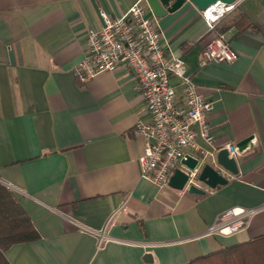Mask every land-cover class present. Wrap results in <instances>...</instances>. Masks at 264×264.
I'll return each mask as SVG.
<instances>
[{"label":"crops","instance_id":"0c3cea01","mask_svg":"<svg viewBox=\"0 0 264 264\" xmlns=\"http://www.w3.org/2000/svg\"><path fill=\"white\" fill-rule=\"evenodd\" d=\"M137 1L0 0V182L39 232L5 255L11 264H185L245 243L244 264H264V0H238L219 24L237 59L205 65L202 53L216 31L198 7L186 0L156 15L142 0L169 53L214 101L216 147L253 135L236 156L239 174L206 194L141 177L136 124L150 114L129 67L80 78L87 30L100 27V12L121 16ZM233 207L254 209L248 227L208 233ZM109 219L99 249L96 233Z\"/></svg>","mask_w":264,"mask_h":264},{"label":"built area","instance_id":"2783aa9c","mask_svg":"<svg viewBox=\"0 0 264 264\" xmlns=\"http://www.w3.org/2000/svg\"><path fill=\"white\" fill-rule=\"evenodd\" d=\"M236 6L237 2L219 1L201 11L209 29L216 31V36L203 50V65L237 59L238 55L225 34L216 30L221 18ZM100 15V27L87 30V53L78 63V72L85 82L99 73L115 71L120 65L133 71L150 114L149 121L139 120L136 124V131L144 141V150L138 159L141 177L164 187L169 185L175 169L181 168L190 175L189 185L208 160L228 179L231 178L230 172L218 164L217 153L227 148L230 156L236 157L246 149L239 151L235 144L216 147L215 134L209 122L214 101L198 91L185 61L169 53L162 42V31L157 21L147 15L145 3L138 0L121 16H112L105 10ZM173 78H178L177 85L172 82ZM177 86L181 88V96ZM200 139L213 149L202 146ZM188 155L199 159V164L192 170L182 164ZM124 208L125 203L118 211ZM254 212V209L244 207L227 209L217 217L208 233H238L248 227ZM110 224L111 219L96 233L99 249L105 243Z\"/></svg>","mask_w":264,"mask_h":264},{"label":"trees","instance_id":"16d2710c","mask_svg":"<svg viewBox=\"0 0 264 264\" xmlns=\"http://www.w3.org/2000/svg\"><path fill=\"white\" fill-rule=\"evenodd\" d=\"M236 9L237 6L233 11ZM229 13L225 14L221 20ZM239 19L241 18L238 14L235 16L234 24L238 23ZM221 20L216 26L218 32L224 31V28L219 26ZM38 237V230L20 202L13 192L0 182V264H11L5 255L10 246L32 241ZM244 245L245 243H240L236 246L226 247L191 259L185 264H244L247 258L243 252Z\"/></svg>","mask_w":264,"mask_h":264},{"label":"water","instance_id":"95a60500","mask_svg":"<svg viewBox=\"0 0 264 264\" xmlns=\"http://www.w3.org/2000/svg\"><path fill=\"white\" fill-rule=\"evenodd\" d=\"M150 7L156 15H162L166 11H173L179 8L186 0H147ZM192 1L200 11L207 9L209 6L217 2L236 3L238 0H190ZM166 7V8H165ZM253 135L241 140L237 147L239 151L245 149L248 144L252 142ZM217 162L223 166L227 171L233 175L239 174V164L236 157L230 156V152L227 148L221 149L217 153ZM188 169H194L199 164V159L194 156H189L187 159L182 160ZM190 175L181 168H176L172 176L170 177L169 185L179 190H188L190 193L206 194L207 188H216L219 185H225L229 182V179L223 175L217 166L210 164L207 160L199 170L195 181L187 185ZM147 259H151L150 255L146 256Z\"/></svg>","mask_w":264,"mask_h":264}]
</instances>
